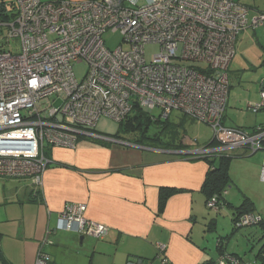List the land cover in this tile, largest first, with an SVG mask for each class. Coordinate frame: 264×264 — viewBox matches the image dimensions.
<instances>
[{"label":"built area","instance_id":"1","mask_svg":"<svg viewBox=\"0 0 264 264\" xmlns=\"http://www.w3.org/2000/svg\"><path fill=\"white\" fill-rule=\"evenodd\" d=\"M13 1L16 16L0 19V178L27 177L41 187L52 163L47 148L74 150L80 137L151 148L95 129L102 116L121 122L136 105L157 108L165 117L177 110L211 126L217 144L194 138L193 147L178 149L183 155L264 151V126L243 130L222 120L237 39L245 29L264 30V13L250 17L239 0ZM108 30L121 32L130 48H107ZM148 44L160 46L152 60L144 51ZM78 63L87 65L81 79L73 66ZM259 94L248 106L254 113L264 112V90ZM227 192H222L226 198ZM220 200L216 194L206 206L219 211ZM86 210L84 203L67 204L57 229L103 238L108 227L87 218ZM260 219L245 213L238 224ZM52 232L47 230L34 264H49L44 248L54 243ZM228 261L243 264L227 253L216 264ZM127 264L151 263L139 258ZM163 264H169L165 257Z\"/></svg>","mask_w":264,"mask_h":264},{"label":"crops","instance_id":"2","mask_svg":"<svg viewBox=\"0 0 264 264\" xmlns=\"http://www.w3.org/2000/svg\"><path fill=\"white\" fill-rule=\"evenodd\" d=\"M249 31L257 29L240 33L235 57L237 46ZM263 79L264 74L257 81L259 93ZM252 104L248 103L244 113L249 114ZM259 113L264 119V112ZM260 118H253V125L244 120L229 123L226 116L222 120L228 127L250 129L264 124ZM125 136L119 139L131 140ZM193 139L186 138V143L191 145ZM103 142L80 137L74 150L51 148L54 163L46 169L39 188L27 177L0 178V264H34L49 228L53 229L50 237L54 242L44 248L50 254L49 264H127L139 258L163 264L164 257L169 264H213L222 253H230L220 249L218 241L223 235L217 241V256L210 249L209 233L216 227V218L206 206L204 181L209 165L205 160L183 155L176 148ZM237 152L253 154L247 149ZM230 187L227 199L232 205L245 197L255 204L247 192H240L238 201H232ZM166 188L175 191L168 195L161 211L159 195ZM69 203L86 204L85 216L106 225L107 234L97 238L57 229L60 211ZM255 208L261 213L256 204Z\"/></svg>","mask_w":264,"mask_h":264},{"label":"rangeland","instance_id":"3","mask_svg":"<svg viewBox=\"0 0 264 264\" xmlns=\"http://www.w3.org/2000/svg\"><path fill=\"white\" fill-rule=\"evenodd\" d=\"M7 2L6 10L8 13L11 9V1L5 0ZM241 3L247 5L250 9V17L258 16L264 13V0H239ZM1 20L8 21L4 16H0ZM251 29V28H248ZM247 29V30H248ZM253 30V29H251ZM1 32V31H0ZM252 33L249 31L245 33L244 38L240 41L237 46L238 53L236 57L232 58L230 64V80L234 81L233 86L230 89L229 104H227L225 116L226 120L232 121V123H240V121H247L248 125H253L252 121L261 117V113H253L252 111L249 114H246L248 103H256L258 100L259 93V78L264 74V30L263 28H258L257 32ZM2 34H6L4 29ZM123 35L119 31L108 30L103 34V40L105 45L110 50H115L120 45L124 49H129L130 45L123 41ZM5 43V49L8 50L10 44L6 43V39L3 41ZM16 40H11V44H16ZM160 46L158 44H148L146 45L144 51L146 53L147 60H152L154 54L160 52ZM181 50H179V55ZM186 65H191L192 62L184 61ZM198 64V63H197ZM74 71L77 78L81 79L87 71V65L85 63L74 64ZM234 77V78H233ZM253 99V100H252ZM253 101V102H252ZM56 104H59L56 102ZM150 113L155 116H161L162 112L159 109L149 110ZM182 112L173 110L170 113V120L175 123H180V117ZM163 119H165L162 116ZM254 118V119H253ZM258 120V119H257ZM120 122L102 116L96 126L97 132H102L106 134L115 135L119 131ZM185 135L188 138H197L200 142H208L210 138L213 137L214 133L210 125L193 121L188 119L185 121ZM162 124H151L150 132H157L163 130ZM180 128V127H179ZM180 132H184V129ZM125 137L134 142V138L137 136L132 134H126ZM138 142V141H137ZM142 144L141 142H138ZM145 145V144H143ZM157 147V146H156ZM264 151L258 150L257 153L252 155L239 156L233 159L231 163L230 174L232 176L231 187L229 191L232 190L231 200L237 202L241 197L240 192H247L248 195L253 197L255 200L256 207L258 210L264 214V179H262V173L264 165ZM261 166V167H260ZM259 168H262L261 170ZM259 169V170H258ZM257 177L256 172H259ZM238 185L239 187L235 186ZM210 213H214V218H216V227L210 231V240L212 254L217 256L218 252V240L220 239L219 235H223L222 247L224 251H229L230 253L238 254L245 261H254L256 252L261 246L260 238L262 237V231L259 226H251L245 228H234L233 220L231 219L232 211L226 207L221 208L220 212L216 210L209 209Z\"/></svg>","mask_w":264,"mask_h":264},{"label":"trees","instance_id":"4","mask_svg":"<svg viewBox=\"0 0 264 264\" xmlns=\"http://www.w3.org/2000/svg\"><path fill=\"white\" fill-rule=\"evenodd\" d=\"M6 5H7V2L5 0H0V16H4L7 20H12V18H14L17 14L16 8L14 7L15 6L14 1L13 0L11 1V9L9 10L11 11V13H8V11L6 10ZM162 116L163 115L161 114V116L155 117L150 113L149 109L136 105L134 109L130 111L127 117L123 121L120 122L119 131L115 135H111V134L109 135L106 133L104 134L112 136V137H120L122 136V134H132L134 136H137L136 139L134 138V143L141 142L142 144H145L146 146L149 145L151 147L157 146V147H165L167 149L176 148L180 150H185L186 148H189L190 144L186 143L187 137L184 134L185 133L184 123L185 121H188V119H191L195 122V119L186 115L183 112L180 117V120H181L179 121L180 123L172 122L169 119L170 114L166 117L163 116L165 119H163ZM154 123L155 125L161 123L162 124L161 126H163L164 129L162 131L159 130L157 132L151 133L150 125ZM258 126H264V124H261ZM258 126H256V128ZM256 128L253 127L250 129H247V128H244V129L254 130ZM181 129L182 130L184 129L183 133L180 132ZM101 143L104 144L105 142L101 141ZM200 144L216 145L217 142L213 136L212 139L208 140V142L206 141ZM50 150L51 148L48 147L47 150L45 151L46 155H48L49 158H51ZM252 153H255V152H252ZM243 155H244L243 153L234 152L231 154L219 153L213 156L199 157V159L205 160L209 165L208 175H207L206 181H204L205 182L204 190L207 194L208 199L216 194L220 196V199H221L219 202L220 210L223 207H228L231 209L232 215H233L232 220H233L235 229L245 228V227L248 228V227L255 226V225L261 228V231H262V237L260 238L261 246L255 254L254 261L252 262L245 261L243 260L242 257H240L237 254H233V253H227V254L237 257L243 264H248V263L264 264V215L256 211L255 204H253L254 201L251 198L245 197L240 204L232 205V203L225 196H223V193H222L232 183L229 168L231 166L233 159L239 156H243ZM51 160L53 162L52 158ZM174 191H175L174 189H170V188L162 189L161 195H159L161 211L164 209L163 207L166 204L168 195H170ZM245 213H253L255 215H259L261 219L257 221L256 223L250 224L248 226L239 225L238 222H239L240 216H242ZM221 241L222 240L218 242H219V246H221L220 249L222 251L224 249L222 245H220L222 244ZM0 252H1V248H0ZM140 259L145 262L151 263V261L146 260L144 258H140ZM216 263L217 261L214 262L213 264H216ZM208 264H212V263H208ZM227 264H235V263L228 261Z\"/></svg>","mask_w":264,"mask_h":264},{"label":"water","instance_id":"5","mask_svg":"<svg viewBox=\"0 0 264 264\" xmlns=\"http://www.w3.org/2000/svg\"><path fill=\"white\" fill-rule=\"evenodd\" d=\"M261 90H264V79L261 81Z\"/></svg>","mask_w":264,"mask_h":264}]
</instances>
